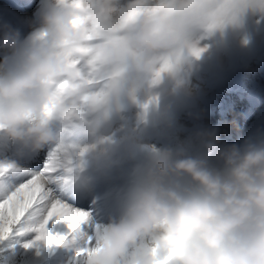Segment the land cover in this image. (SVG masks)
Segmentation results:
<instances>
[{"label": "clouds", "instance_id": "obj_1", "mask_svg": "<svg viewBox=\"0 0 264 264\" xmlns=\"http://www.w3.org/2000/svg\"><path fill=\"white\" fill-rule=\"evenodd\" d=\"M37 11L27 36L0 22V138L11 149L0 178L44 153L45 184L66 202L89 159L125 139L107 130L133 107L144 157L115 212L88 213L73 264H264V131L226 143L202 129L176 148L139 138L167 120L162 98L205 41L249 13L264 20V0H42Z\"/></svg>", "mask_w": 264, "mask_h": 264}, {"label": "rangeland", "instance_id": "obj_2", "mask_svg": "<svg viewBox=\"0 0 264 264\" xmlns=\"http://www.w3.org/2000/svg\"><path fill=\"white\" fill-rule=\"evenodd\" d=\"M9 1L10 3H16L12 0ZM41 4L42 0H35L34 5L32 4L33 6L31 5L26 9H22L17 8L16 6H11L3 0H0V8L6 9L7 7H10L12 10L17 11L24 18L26 22V28L21 33L22 37L25 36L27 28L28 30L30 29L29 24L35 20V16L37 14L36 10ZM6 12L8 14L9 10L6 9ZM258 20L259 22H257ZM249 38L256 39L258 44L262 42L264 43V20H260L257 15L252 13H249L245 17L243 27L235 29L232 27H228L224 30L223 35L217 32L215 35L205 41V43L210 45L208 51L205 52L199 60L193 61L191 63L190 68L183 74V84L175 89L182 90L187 94L196 97L200 103L199 111L203 114V116L199 117L197 116L198 114L194 115L193 113L186 112L182 114V116H180L176 128L155 127V129L161 134H159L160 136L164 135L167 137V139H172L173 141H175L174 145L171 146L172 148H176L186 144L189 138L192 137V135L196 131L203 129L202 126L204 124L207 126V123L213 122V120L215 119L213 115L215 110L220 106V104L233 97V95L227 92L230 89L228 88L229 86L240 88L242 85H245L247 89L249 87L250 90L258 91L261 94H264V51L260 52V54L258 55L259 57L254 60L255 62L252 61V64L250 63L246 65L243 69H239L236 63L238 50ZM211 55H217L218 57V64L214 69L221 71V74L219 75L220 77L213 71V66H210L207 62H205V60H208V57ZM204 62L205 65H203ZM206 67L210 68V70H206ZM171 91L173 90H171V88L169 87V90L165 94ZM136 111L137 110L135 108L129 113H124L123 119L117 118V122L112 126V128H109L107 131L112 132L115 129L119 128L120 131L116 132V138L118 140L121 137H131L134 141L136 134L132 132V128L135 122ZM257 112L255 117L246 119L251 123L248 124L249 122H246L247 124L244 130L247 135L254 133L257 129L264 131V112ZM235 116L237 117V114H235ZM188 124L194 127L186 131V127H184V125ZM199 124L202 125L198 126ZM121 125H123L122 128ZM151 128L153 127L149 124V126L144 130H151ZM144 130L142 133H140L139 136L142 143L154 145L157 148L164 147L160 143H156L154 141L151 142L150 140L152 139H150L149 134H145L144 136ZM194 150L195 148L193 147V151ZM5 151L10 153L11 149H6L5 141L0 138V155H2ZM26 156L18 162L22 166L29 169L30 172L39 171V169L42 168L45 164L44 153H40L39 156H35V161H31V159H29L28 157L26 158ZM37 157L39 160H37ZM143 158V155L136 158H123L116 153L115 147L112 155L109 157H91L89 159V166L87 168L85 176L90 178L93 176L94 178V176L97 177L99 174L103 173L102 175L97 177L99 178L107 173L111 178L114 175V178L116 179L126 177L128 180V186L132 178L134 168L143 160ZM91 168L95 169L97 172H95L94 174L93 171L92 173V171L89 170ZM107 174L106 176H108ZM120 175L123 177H119ZM94 179L89 180L93 181ZM89 180L85 181L89 182ZM92 181H90V183ZM109 181L110 183L106 185L105 190L101 192L102 196L99 195V193L98 195H94L89 201L90 203L86 204L87 206H80L81 209H77L76 205L72 204L69 201L66 202L73 208L76 207L75 209L77 210L84 212L88 210L87 213H91L93 218L97 221L102 220V217L108 214V210L104 208L108 196H110V194L113 192L125 190L124 188H122L121 183H118L113 179H109ZM95 200L96 202H99V205L101 204L100 208L97 210L95 207H92V203ZM84 207L86 210L84 209ZM50 230L54 234L66 235L67 239L65 240V243L59 246L55 244L47 247L33 246L25 250L24 244L33 241L37 233H21L19 235H14L16 238L15 243H20L18 247L19 254L29 252L31 259L30 264H73V252L78 241V236L82 231H88V226L85 223H82L80 225V228L78 229V232L72 233L69 230L67 224L61 222ZM0 244H2V242H0ZM50 251L52 252L50 256H48L47 253H49ZM57 253L60 254L56 255Z\"/></svg>", "mask_w": 264, "mask_h": 264}, {"label": "snow or ice", "instance_id": "obj_3", "mask_svg": "<svg viewBox=\"0 0 264 264\" xmlns=\"http://www.w3.org/2000/svg\"><path fill=\"white\" fill-rule=\"evenodd\" d=\"M48 171L45 163L39 171L20 173L10 182L0 178V242L12 235L35 232L34 240L24 247L58 246L65 243L67 236L54 234L51 228L63 222L77 233L86 221L87 212L54 198L45 184Z\"/></svg>", "mask_w": 264, "mask_h": 264}, {"label": "bare ground", "instance_id": "obj_4", "mask_svg": "<svg viewBox=\"0 0 264 264\" xmlns=\"http://www.w3.org/2000/svg\"><path fill=\"white\" fill-rule=\"evenodd\" d=\"M12 1L16 3L11 2V4H15V5L19 4L21 6H25L28 0H12ZM255 59H253L252 61H254ZM247 90L248 89L245 85H242L240 88H237V87L233 88L232 92L228 90L227 92L233 95V97L229 98L228 101L223 102V104L218 107V109L214 112V116H215L214 121L210 123L209 125L207 124V126H204V128L205 129L215 128L217 130V134L219 138L226 143H236L238 141H241L246 136L244 133V128L246 127V124H247L246 122H249L246 119H251L256 114L257 111L264 112L263 96L251 94ZM232 109L235 112L233 114L229 111ZM235 114H237V117L235 116ZM184 127H186V129L191 128L189 127V125H185ZM220 130L222 132H220ZM147 134L150 135V139L152 140L155 139L157 142H164L163 141L164 138L160 136L159 133L155 129L147 130L146 135ZM33 155L34 154H29L28 156H26V158L28 157L29 159L33 160ZM108 177L109 176H106V174H104L103 176L97 179H94L93 181L89 180V182L85 181L79 184L78 186L71 189L70 198L74 199V201H77L83 206H87L86 204L90 203L89 201L92 199L94 195L98 193L100 194L105 189V183ZM90 181L92 182L90 183ZM120 182H121L122 188L126 190L127 188L126 179ZM125 190L114 192L110 195L109 201H108L109 214H112L115 212L116 208H113V206L114 207L117 206V203L119 199L122 197Z\"/></svg>", "mask_w": 264, "mask_h": 264}, {"label": "water", "instance_id": "obj_5", "mask_svg": "<svg viewBox=\"0 0 264 264\" xmlns=\"http://www.w3.org/2000/svg\"><path fill=\"white\" fill-rule=\"evenodd\" d=\"M257 52V42L255 39H250L241 47L238 53L239 64H247ZM211 65L217 64V57L212 55L209 60ZM162 105L170 106L167 120H155L151 123L153 125L174 126L178 120L179 115L186 109H196L199 106L197 99L187 93L176 90L162 98ZM131 109V108H130ZM117 151L123 156L139 154L137 146L128 137L125 138L117 147Z\"/></svg>", "mask_w": 264, "mask_h": 264}, {"label": "trees", "instance_id": "obj_6", "mask_svg": "<svg viewBox=\"0 0 264 264\" xmlns=\"http://www.w3.org/2000/svg\"><path fill=\"white\" fill-rule=\"evenodd\" d=\"M15 240V236L12 235L0 244V264H30V253L19 254L18 247L20 243L16 244ZM51 252L52 251L47 253L48 256H50ZM60 253H57L56 255Z\"/></svg>", "mask_w": 264, "mask_h": 264}]
</instances>
